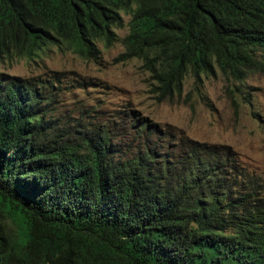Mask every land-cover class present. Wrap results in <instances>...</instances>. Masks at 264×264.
<instances>
[{"label": "trees", "instance_id": "16d2710c", "mask_svg": "<svg viewBox=\"0 0 264 264\" xmlns=\"http://www.w3.org/2000/svg\"><path fill=\"white\" fill-rule=\"evenodd\" d=\"M122 12L117 61L140 60L163 100L187 76L205 100L203 76L264 59V0H0V58L97 61ZM58 82L0 73V264H264V182L230 147L127 113L117 135L60 126Z\"/></svg>", "mask_w": 264, "mask_h": 264}, {"label": "rangeland", "instance_id": "374dc122", "mask_svg": "<svg viewBox=\"0 0 264 264\" xmlns=\"http://www.w3.org/2000/svg\"><path fill=\"white\" fill-rule=\"evenodd\" d=\"M122 16V27L115 28L119 40L109 48L99 42L97 61L49 46L31 60L0 58V73L30 81L57 78L60 91L49 119L60 126L108 128L117 135L123 133L127 113L170 135L230 147L249 175L264 182V59L242 79L219 71L203 76L199 90L205 100L194 91L191 76L179 97L163 100L140 60L116 61L130 19L124 12Z\"/></svg>", "mask_w": 264, "mask_h": 264}, {"label": "clouds", "instance_id": "9594fccd", "mask_svg": "<svg viewBox=\"0 0 264 264\" xmlns=\"http://www.w3.org/2000/svg\"><path fill=\"white\" fill-rule=\"evenodd\" d=\"M121 15H122V14H121ZM122 17H123V16H122ZM128 29H129V28H128ZM127 33H128V32H127ZM118 40H119V39H118ZM123 48H124V47H123ZM122 52H123V51H122ZM122 52H121V53H122ZM117 58H118V57H117ZM116 61H117V59H116Z\"/></svg>", "mask_w": 264, "mask_h": 264}]
</instances>
